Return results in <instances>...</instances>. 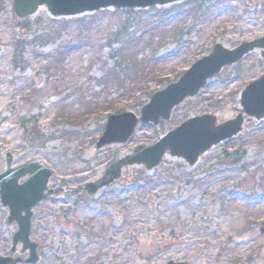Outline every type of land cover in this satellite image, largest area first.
<instances>
[{
	"label": "rangeland",
	"instance_id": "rangeland-1",
	"mask_svg": "<svg viewBox=\"0 0 264 264\" xmlns=\"http://www.w3.org/2000/svg\"><path fill=\"white\" fill-rule=\"evenodd\" d=\"M199 5L197 16L189 12ZM105 12L107 17L90 34L68 29L54 36L53 22L74 23L96 13L54 18L42 7L20 19L13 0H0V173L10 152L14 167L34 160L53 172L48 185L51 194L33 210L31 220V240L38 245L41 259L38 264H264V236L259 234L264 222V120L247 119L237 138L214 148L195 168L166 156L151 172L126 169L120 181L96 197L82 190L116 159L131 155L139 146L154 145L190 118L211 114L222 123L241 112L239 93L264 76L261 50L225 68L197 97L178 107L169 121L139 125L129 142L96 148L116 109L140 118L155 93L210 55L214 45L234 50L264 38V0H185L149 10ZM129 13L134 14L130 34L142 32L139 19L150 23L164 15L181 29L177 37L169 36L162 44L155 42L151 49L141 51L140 59L157 54L166 62L160 67L165 81L152 87L151 94H126L98 83L104 69L115 66L116 56L112 57L119 47L111 50L109 44L121 27L119 18H128ZM22 22L30 28H21ZM16 41L27 47L18 65L14 63ZM68 47L73 51H64V64L50 76L46 59ZM30 86L40 93L38 97L24 93ZM108 103L115 105L112 112L106 107L78 124L58 118L61 112L79 115L89 104ZM24 119L39 125L43 144L24 141L20 128ZM227 144L244 156L238 167L223 161ZM139 174L153 181L149 188L141 189L144 184L140 183L132 189ZM8 216L0 202V256L4 257L9 256L17 232Z\"/></svg>",
	"mask_w": 264,
	"mask_h": 264
},
{
	"label": "water",
	"instance_id": "water-1",
	"mask_svg": "<svg viewBox=\"0 0 264 264\" xmlns=\"http://www.w3.org/2000/svg\"><path fill=\"white\" fill-rule=\"evenodd\" d=\"M181 1L184 0H14V11L19 18L24 19L34 15L40 7L46 6L52 16L69 18L109 8L146 9ZM256 50L263 51L264 59V38L243 43L235 50L216 44L212 53L196 62L177 83L157 92L142 109L140 120L132 113L110 116L97 148L127 143L140 122L143 125L157 126L162 119L168 121L173 110L186 99L197 96L208 80ZM239 106L242 112L232 120L218 124L216 116L212 115L192 118L162 136L153 146L136 148L132 155L111 164L104 175L87 184L84 191L97 195L100 190L119 180L127 167H145L152 171L161 164L167 153L172 158L184 160L189 167H195L203 155L240 135L244 130L246 117L256 121L264 120V76L249 84L240 94ZM13 164L14 157L8 153L5 170L0 173V200L2 206L9 210V224L16 222L18 231L13 238L10 257L0 256V264L23 263L21 258H12L20 244L22 254L29 253V258L24 263L37 264L40 261L38 246L30 240L32 210L51 193L47 187L53 173L36 161H28L16 168H13ZM259 232L264 235V222L261 223ZM167 264L187 263L171 261Z\"/></svg>",
	"mask_w": 264,
	"mask_h": 264
},
{
	"label": "trees",
	"instance_id": "trees-1",
	"mask_svg": "<svg viewBox=\"0 0 264 264\" xmlns=\"http://www.w3.org/2000/svg\"><path fill=\"white\" fill-rule=\"evenodd\" d=\"M202 5L193 7L189 12L194 16H197L201 11ZM117 14V13H115ZM108 15L107 12H101L95 14L93 17L88 19H81L76 22H67L62 21L61 23L53 22L50 27V31L55 36H60L64 31L68 29L77 31L86 34H90L95 31L98 27H100V22L103 18H106ZM134 15L129 13L128 18H119L121 22V27L118 32L114 35V40L111 44H109V48L113 50V47L118 45L119 50L115 53L112 59H115V66L112 69H107V64L103 66L106 68L103 72V78L98 82L100 86H107L109 89H113L116 91H122L126 94H131L135 91H144L145 94L152 93V87H160L163 85L165 78L160 69L161 66L165 65V58H157V54L153 56V59H149V57H143L144 59H140L141 51L144 48L151 49L155 42L162 44L164 40L171 36L177 37L181 34V29L177 25H172L169 22L170 18H167L165 15L160 16L157 21H153L150 23H142L139 19L138 26L142 29L139 35L130 34V30L132 29L129 21L130 16ZM112 18V17H111ZM23 29H29L30 25L27 22H22L19 25ZM47 39H51L52 36H47ZM48 41V40H47ZM158 47V46H157ZM27 47L23 42L16 41L15 44V55H14V63L18 65L20 63V59H22L26 54ZM74 48H66L63 49V52L57 53L55 56L51 58H47L46 62L49 63L47 68V73L50 74L51 71H57L64 62V56L67 54H71ZM79 49H81L79 47ZM159 49V48H158ZM64 51H67L66 53ZM50 76H52L50 74ZM178 77L175 79V81ZM108 91V90H107ZM28 97H38L40 94L34 87L30 86L24 92ZM114 103H108L107 106L104 105H88L86 110L79 115L65 114L61 112L58 114V118L67 119L69 123L78 124L81 121L85 120L90 115H94L96 112L104 111L105 109L111 108L110 111L114 108ZM108 107V108H106ZM112 112V111H111ZM121 111L116 109L115 113H120ZM21 131L24 136V141L28 143H44V135L42 134V129L36 123H32L31 121L26 122V120H22L20 124ZM230 144H227V147L224 149L222 157L223 161L229 163L232 167H238L242 161L244 160V156L240 149L232 151L233 148L230 147ZM140 177L137 178L132 185V189L135 190L138 188L140 183L144 184V187L141 189H147L151 186L153 181L150 178L143 177L142 174H139ZM174 238V237H173Z\"/></svg>",
	"mask_w": 264,
	"mask_h": 264
}]
</instances>
